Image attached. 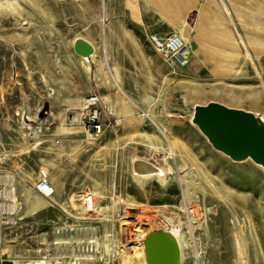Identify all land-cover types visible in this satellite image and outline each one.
I'll return each mask as SVG.
<instances>
[{
	"label": "rangeland",
	"instance_id": "1",
	"mask_svg": "<svg viewBox=\"0 0 264 264\" xmlns=\"http://www.w3.org/2000/svg\"><path fill=\"white\" fill-rule=\"evenodd\" d=\"M260 12L264 0H195L184 12L189 62L172 72L148 37L182 32L146 0H0V257L145 264L143 240L164 225L181 236V264H264L263 167L215 151L193 123L208 103L264 121ZM76 39L94 44L110 85L97 84L91 57L83 72ZM89 94L104 122L121 121L92 138L65 103ZM105 96L130 109H109ZM139 160L164 176L136 175ZM41 171L55 187L49 199L35 189Z\"/></svg>",
	"mask_w": 264,
	"mask_h": 264
},
{
	"label": "water",
	"instance_id": "2",
	"mask_svg": "<svg viewBox=\"0 0 264 264\" xmlns=\"http://www.w3.org/2000/svg\"><path fill=\"white\" fill-rule=\"evenodd\" d=\"M76 55L91 57L93 47L83 39L73 45ZM193 123L212 148L233 162L251 160L264 170V123L251 112L228 108L219 103L196 106ZM145 264H181L177 240L169 231L158 229L143 240ZM0 264H15L6 254Z\"/></svg>",
	"mask_w": 264,
	"mask_h": 264
},
{
	"label": "built area",
	"instance_id": "3",
	"mask_svg": "<svg viewBox=\"0 0 264 264\" xmlns=\"http://www.w3.org/2000/svg\"><path fill=\"white\" fill-rule=\"evenodd\" d=\"M148 42L170 69L177 70L188 65V49L180 39L179 34H168L163 37L158 34H151L148 37ZM79 115L80 121L77 123L81 124L82 130L89 138L101 134L106 126L112 127L117 124V120H109L107 123L103 121L101 100L96 94H89L83 99V106L79 109ZM35 189L45 199L54 195V188L49 183L47 174L42 171L39 174Z\"/></svg>",
	"mask_w": 264,
	"mask_h": 264
},
{
	"label": "crops",
	"instance_id": "4",
	"mask_svg": "<svg viewBox=\"0 0 264 264\" xmlns=\"http://www.w3.org/2000/svg\"><path fill=\"white\" fill-rule=\"evenodd\" d=\"M146 2H147V4L151 5V7L159 14V16L161 18H163V20L170 22L173 29H176L178 31L180 30L182 32V34L181 35L179 34V35L181 36V38L185 42L190 41V38H189V40L187 38V31H188L189 27L187 26L188 24L186 23L184 12L187 11L188 6H189V8H191L194 5L195 0H146ZM129 4H131V3H129ZM131 6H133V5H131ZM260 13H264V12H260ZM215 16H217L219 18L218 14H215ZM220 21H221V19H220ZM189 30H190V28H189ZM194 38L191 37V40L193 39L192 41H195ZM73 42H74V40L72 41V44H73ZM89 43L92 44V46L94 47L95 54H96V48H95L94 44L92 42H89ZM188 53H189V51H188ZM92 59L96 63V70L94 72V77L96 79L97 84L98 85H106V84L110 85V80H109L108 76L106 75L102 64H100V62L95 58V55L93 56ZM78 61L80 63V66L82 67L83 72L85 74H88L90 72L89 62L85 61L79 57H78ZM116 74H117V71H116ZM148 79H149L148 81L150 83L151 77H148ZM113 82H114V85H116L115 80ZM70 93L71 92H69L68 94H70ZM85 93L86 92H82L80 94L84 95ZM102 101L109 109L112 108L113 104H115V103H116L115 107L117 109H119L121 106H124V107H127L130 109V106L127 103H125L124 99H121L119 101L117 100L115 103H113V100L110 96H105L102 98ZM148 101L149 100L147 98L146 103ZM82 102H83V99H81L80 97H77L75 99L67 100L65 103H66L67 107H69V108L81 109ZM101 104H102V102H101ZM118 116L122 117L121 113L118 112ZM61 117H62L61 114H59L57 116L59 123L62 122ZM118 122H119L118 125H120L121 121L118 120ZM177 138H178V143H179V140L181 138L179 136ZM136 175L140 176L139 174H136ZM54 190H55V187H54ZM6 255L8 256V254H6ZM8 258H9V260H11L13 262V260L10 258V255L8 256Z\"/></svg>",
	"mask_w": 264,
	"mask_h": 264
},
{
	"label": "bare ground",
	"instance_id": "5",
	"mask_svg": "<svg viewBox=\"0 0 264 264\" xmlns=\"http://www.w3.org/2000/svg\"><path fill=\"white\" fill-rule=\"evenodd\" d=\"M172 34H174V33H172ZM180 36V35H179ZM180 39L185 43V41L181 38V36H180ZM77 40V39H76ZM76 40H74V42L76 41ZM74 42H73V45H74ZM87 42V41H86ZM89 43V42H88ZM192 44H195V42H191ZM90 44V43H89ZM186 44V43H185ZM91 46H92V44H90ZM93 47V46H92ZM95 55V49H94V47H93V53H92V55H91V58H93V56ZM79 58H81V59H83V60H85V61H87V59L86 58H84V57H80V56H78ZM172 70V72H175V70L174 69H171ZM82 106H83V102H82ZM81 106V107H82ZM196 105H194L193 107H195ZM242 110V109H241ZM255 113H257V112H255ZM146 115V114H145ZM77 122L78 121H80V115H78L77 117H76V119H75ZM262 120H264V119H262ZM152 121V120H151ZM264 122V121H263ZM117 124H119V122L117 121ZM78 126V125H77ZM27 129H29V128H27ZM166 132H167V134H166ZM166 132H161V137L163 138V140L166 142V147H165V149H164V151H165V153H167L168 154V158H171V159H173L175 156H176V149H175V147H173V142H175L176 141V137H175V135H173V134H171L170 132H169V130H167L166 129ZM157 149V148H156ZM247 160H249V159H247ZM167 165V164H166ZM186 165V164H185ZM185 165L184 166H182V167H180L179 169H180V171L181 172H183L184 170H186L185 168ZM168 166V165H167ZM169 168V170H172V168L171 167H168ZM155 168L152 166V165H150V164H147V163H144V162H140V160L138 161V162H136L135 164H134V166H133V170H134V172L136 173V174H139L141 177H143V178H146V177H148V176H157V175H159V176H161V177H163L164 176V173L162 172V171H159L158 170V172H154L155 170H154ZM42 172H45V171H42ZM41 173V172H40ZM39 173V174H40ZM46 173V172H45ZM38 178H39V176H38ZM48 180H49V183L51 184V182H50V179L48 178ZM52 185V184H51ZM52 187H53V185H52ZM54 188V187H53ZM54 196V195H53ZM52 196V197H53ZM85 203V205H87V206H90V205H92V204H94V202H93V200H92V197L90 196V195H88L85 199H84V202H83V204ZM91 208V207H90ZM187 211H189V212H191V210H187ZM192 213V212H191ZM120 217H121V219H123V222L125 221V222H128V220H129V216H128V214H127V212H126V210L125 209H123L122 211H121V214H120ZM133 217H134V215H133ZM193 221H195L196 220V218H194L193 217V219H192ZM157 225V224H156ZM162 225V224H161ZM157 228V227H156ZM160 228H163V230H166V231H169V229L166 227V226H161ZM151 230V226L149 225V229H146L145 231H150ZM136 232L137 233H139V234H137V235H143L142 234V232H140L139 230H136ZM169 232H171L172 234H173V236L175 237V239L177 240V243H178V246H179V250H180V255H181V251H182V243H181V241L179 240V238L181 237L180 235H179V233L177 232V231H175V230H170ZM143 239V238H142ZM145 239V238H144ZM128 250V248L127 247H124L123 248V251H127ZM143 255H144V250H143Z\"/></svg>",
	"mask_w": 264,
	"mask_h": 264
}]
</instances>
